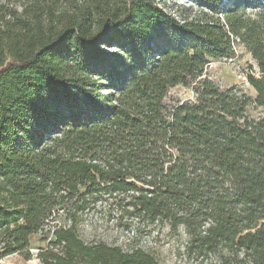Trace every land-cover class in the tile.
Wrapping results in <instances>:
<instances>
[{"label": "trees", "instance_id": "16d2710c", "mask_svg": "<svg viewBox=\"0 0 264 264\" xmlns=\"http://www.w3.org/2000/svg\"><path fill=\"white\" fill-rule=\"evenodd\" d=\"M0 0V258L160 264L141 249L86 244L105 210L125 231L185 235L196 264H264V0ZM252 56L255 92L203 79ZM196 83L194 101L169 91Z\"/></svg>", "mask_w": 264, "mask_h": 264}, {"label": "rangeland", "instance_id": "374dc122", "mask_svg": "<svg viewBox=\"0 0 264 264\" xmlns=\"http://www.w3.org/2000/svg\"><path fill=\"white\" fill-rule=\"evenodd\" d=\"M33 0H24V4H30ZM61 8L65 10L78 9L87 0H60ZM159 7L177 18L193 17L197 14L198 6L191 0H156ZM251 72L257 73L258 67L252 56L244 46H237V54L234 62L229 59L210 61L205 69L203 79H208L222 90L237 86L244 89L249 95L255 96L253 89L244 83V77ZM196 83L189 88L178 86L169 91L166 103L170 107L194 101ZM79 235L86 244L105 243L113 247H120L125 251L141 249L153 255L160 264H196L187 261L182 254L181 247L185 243L183 232L179 236H162L141 230V233L125 231L116 222L108 220L105 210L92 212L85 217L79 228ZM43 236L32 238L31 250L33 257L26 260L20 255L0 258V264H41L37 259L39 248L45 247Z\"/></svg>", "mask_w": 264, "mask_h": 264}, {"label": "built area", "instance_id": "2783aa9c", "mask_svg": "<svg viewBox=\"0 0 264 264\" xmlns=\"http://www.w3.org/2000/svg\"><path fill=\"white\" fill-rule=\"evenodd\" d=\"M237 46H238L237 44L234 45V51H235L236 54H237ZM234 60H235V58L229 59L230 62H234ZM243 79H244V83H246L248 85L247 77L245 76ZM37 253H39V252H37ZM37 255L38 254H36V256Z\"/></svg>", "mask_w": 264, "mask_h": 264}]
</instances>
